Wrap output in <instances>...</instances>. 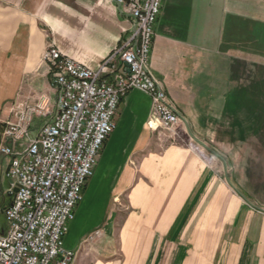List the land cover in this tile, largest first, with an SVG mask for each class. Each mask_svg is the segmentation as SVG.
Wrapping results in <instances>:
<instances>
[{
  "label": "crops",
  "instance_id": "0c3cea01",
  "mask_svg": "<svg viewBox=\"0 0 264 264\" xmlns=\"http://www.w3.org/2000/svg\"><path fill=\"white\" fill-rule=\"evenodd\" d=\"M132 26L112 0H0V134L15 104H54L49 42L96 70ZM150 68L177 140L151 127L149 94L123 97L64 239L71 264H264V0H163Z\"/></svg>",
  "mask_w": 264,
  "mask_h": 264
},
{
  "label": "built area",
  "instance_id": "2783aa9c",
  "mask_svg": "<svg viewBox=\"0 0 264 264\" xmlns=\"http://www.w3.org/2000/svg\"><path fill=\"white\" fill-rule=\"evenodd\" d=\"M112 1L132 19L127 38L96 70L49 42L42 62L56 92L54 104L49 97L17 103L11 108L13 118L4 123L0 153L10 158L6 175L12 199L3 211L6 225L0 228V264L73 262L76 251L66 248L64 239L104 142L116 128L121 100L130 90L139 89L151 97L152 128L173 132L181 121L150 68L163 0ZM35 117L45 121L31 136ZM169 136L177 140L175 133ZM200 144L193 141L190 146L212 165L213 155L206 154ZM100 235L97 229L89 238Z\"/></svg>",
  "mask_w": 264,
  "mask_h": 264
},
{
  "label": "rangeland",
  "instance_id": "374dc122",
  "mask_svg": "<svg viewBox=\"0 0 264 264\" xmlns=\"http://www.w3.org/2000/svg\"><path fill=\"white\" fill-rule=\"evenodd\" d=\"M51 88H53L52 87V85L50 86ZM54 89V88H53ZM42 95H43V93H42ZM44 95H46V93H44ZM39 100V99H38ZM40 101V100H39ZM15 104V103H14ZM44 119L42 120V119H39V118H37L36 120H34L33 121V124H32V129H31V136H35L36 135V133H37V130H38V127L39 126H41L43 123H44ZM2 131H3V128H2ZM163 132H167L169 135L170 134H173L174 133V131L173 132H170V131H166V130H162ZM2 135V132H1V134H0V136ZM201 155H203V154H201ZM212 166H213V164H212ZM10 195V194H9ZM11 197V198H10ZM10 199H12V196L10 195L8 198H6V199H3V201H4V204H2V208H1V210L2 211H4V209L9 205V203L11 202V200ZM7 205V206H6ZM0 222H1V224H0V226H2L3 224H4V222H6V219H5V216H1L0 217Z\"/></svg>",
  "mask_w": 264,
  "mask_h": 264
},
{
  "label": "water",
  "instance_id": "95a60500",
  "mask_svg": "<svg viewBox=\"0 0 264 264\" xmlns=\"http://www.w3.org/2000/svg\"><path fill=\"white\" fill-rule=\"evenodd\" d=\"M14 191L16 192L17 191V188H15Z\"/></svg>",
  "mask_w": 264,
  "mask_h": 264
},
{
  "label": "bare ground",
  "instance_id": "6f19581e",
  "mask_svg": "<svg viewBox=\"0 0 264 264\" xmlns=\"http://www.w3.org/2000/svg\"><path fill=\"white\" fill-rule=\"evenodd\" d=\"M75 258V257H74ZM74 258H73V260H74Z\"/></svg>",
  "mask_w": 264,
  "mask_h": 264
}]
</instances>
